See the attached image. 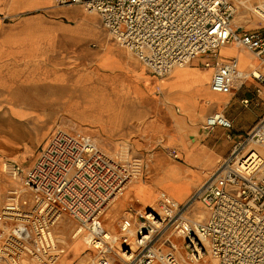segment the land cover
I'll return each instance as SVG.
<instances>
[{
  "label": "built area",
  "instance_id": "built-area-1",
  "mask_svg": "<svg viewBox=\"0 0 264 264\" xmlns=\"http://www.w3.org/2000/svg\"><path fill=\"white\" fill-rule=\"evenodd\" d=\"M242 1L264 9V0H58L80 3L100 14L108 30L158 76L207 56L214 66L211 88L230 93L257 80L246 106L264 103V75L242 72L237 56L219 61L223 44L244 45L264 61V27L234 24ZM220 126L232 139L228 155L191 197L175 199L161 190L158 204L124 217L121 234L113 236L103 215L123 195L127 184L142 175L145 159L124 148L112 154L89 132L65 124L55 126L19 179L22 189L0 204V264H55L65 249L54 227L68 214L82 236L98 250L94 264H112L117 254L128 264H187L212 252L219 264H264V114L243 137L232 119L216 110L203 127ZM173 157L183 159L176 148ZM21 171L20 167H17ZM201 219L188 213L197 199ZM135 213V214H134ZM182 237L188 253L173 235ZM166 244L169 250H162ZM131 255L130 258L128 256Z\"/></svg>",
  "mask_w": 264,
  "mask_h": 264
},
{
  "label": "crops",
  "instance_id": "crops-1",
  "mask_svg": "<svg viewBox=\"0 0 264 264\" xmlns=\"http://www.w3.org/2000/svg\"><path fill=\"white\" fill-rule=\"evenodd\" d=\"M75 4H61L58 0H0V112L18 117L25 124V156L35 153L58 122L82 123L92 130L90 134L98 142L103 139L107 143L108 138L118 139L145 129L158 130L165 126V118L172 117L174 109L189 124L185 135L191 140L189 144L194 143L192 153L186 158L183 151L184 158L178 160L191 168L209 170L218 158L230 153L232 139L225 129H201L202 118L221 110L232 119L234 134L241 135L250 131L264 114V103L246 106L241 101L244 95L254 94V78L232 94H217L211 89L213 67L200 61L207 56L193 59L190 66L168 76L174 89H170L169 83L164 89L165 77L154 74L140 58L126 55L123 48L116 51L114 45L108 46V28L102 16L86 14L74 18L72 13L78 12ZM84 22L95 29L99 41L91 40L81 30L80 23ZM91 69L98 70L103 79L117 81L112 88L117 97L110 101L114 105H108L116 114L123 111L129 118L122 129L116 123L113 130L118 135L79 116L75 101L82 87L75 77H82ZM181 94L186 96L192 112L181 109ZM167 127L168 134L180 133L174 124ZM176 168L179 175H190L187 168ZM165 184L173 190L180 188L181 201L189 199L198 188V182L195 186H179L174 180ZM128 193L137 195L131 189Z\"/></svg>",
  "mask_w": 264,
  "mask_h": 264
},
{
  "label": "bare ground",
  "instance_id": "bare-ground-1",
  "mask_svg": "<svg viewBox=\"0 0 264 264\" xmlns=\"http://www.w3.org/2000/svg\"><path fill=\"white\" fill-rule=\"evenodd\" d=\"M242 3L244 9H239V10L237 9L236 10L237 14L234 18L237 26L244 25L245 21L249 17V9L255 11V13L259 17L264 18V9L261 8L263 6L259 8L258 6H255L250 2L242 1ZM74 6L78 12H73L72 16L76 19H78L79 17L81 18V16H86V14H91V16H97L101 18V15H99L96 12H91L87 10L85 6L80 3H77ZM80 25H81V30L84 33H86V35L91 40L99 41L98 38L96 37L95 29L92 26H89V24L85 22L80 23ZM105 31L108 36V43H109L108 46L114 45V49L116 51L119 50L120 48H123L125 50L126 55H132V56L134 55L136 59H139V57H137L136 54L131 53L132 51L125 49L124 46L116 39V37L113 34H111V32L108 29H105ZM219 53H220L219 54L220 62L226 61L227 59H229V56H237L239 60V66L242 72H255L256 74H262V72L257 67L256 61L257 60L260 62H264V61L259 59V57L253 51H251L249 48H247L244 45L223 44L221 45ZM201 57L202 56L199 55L195 58L199 59ZM200 61L203 62L204 65H206L205 62L208 61V59L203 58ZM189 63L185 65L177 66L180 67L178 70L190 66ZM212 67L214 71V66ZM176 68L173 70V72L170 75L177 73L175 72ZM213 71H212V75H213ZM168 76H159V77H165L163 79L162 87L166 89L168 87L167 84L169 83L170 89L173 90L174 85L170 82ZM75 79L76 82H79L80 86L82 87L75 101V106L80 110L79 113L80 118L82 120L90 121L92 123H99L106 131L118 135L119 133L114 132L113 130L116 123H117V127L122 129L123 126L128 124L127 121L129 118H126L127 114L124 113L123 111H120L119 113L116 114L115 109L111 108L108 105V104H113L110 101L111 100L115 101V98L117 97L116 92H112V88L116 86V82H117L116 79L114 78L103 79L99 75V71L95 69L86 71L82 77L76 76ZM248 82L249 81L245 83L244 87L247 85ZM210 87H211V81H210ZM88 89H90L89 91L90 98L88 97ZM218 93H223V92H218ZM232 93H235V91L226 94H232ZM181 95L184 98V103L182 104L181 109L186 112H192V110L189 108V104L187 103L186 96L184 94ZM2 107L3 106L0 105V108ZM21 120L22 119L18 117L9 116L7 113H4L3 111L0 112V152H1L0 204H2L7 197L10 198L11 191L17 190L19 188V185L21 184L19 179L22 177L21 175L22 168L19 163L23 161V159L25 158V154L28 151V145L26 144V139H25L26 134L24 131H22L23 129H25L26 126L24 123H22ZM165 122L167 124L170 122L173 123L180 132L178 135H173L170 137V142H171L170 144H172L175 148L180 149L182 152L184 151L186 153V158H187L194 150V144H189V142H187L185 135V130L189 127V124L186 122L185 118L179 115L177 111L174 109L172 112V117L170 119L165 118ZM258 148L261 152L264 153L263 147L259 146ZM126 150L131 155L138 156L142 161L146 158L144 154L138 155V153H136V150L134 148L132 149L131 147H129ZM149 159H151V169H153L154 171V173H152V176L148 180L142 178L141 175L134 177L127 184V187L123 192V195L128 194L130 197L136 198L138 203L144 206L143 207L144 209L145 207H155V205L158 203L161 189H165L175 199L179 201L182 200V197L180 196L181 194L179 192L180 188H177V190H173L172 188H170L165 184L171 180H174L176 183L179 184V186L182 185L195 186L198 182L197 187H199V185L203 183V179L201 180V178L203 177L202 174L205 173L206 169L201 168L199 166H194L192 168L188 167L186 166V164L181 163L175 157H172L164 148H159L155 152L151 153ZM177 166H182L184 168H187V170L190 171V175L189 176L179 175V172L177 171L176 168ZM17 167H20L21 171H19ZM8 173L10 176H8ZM200 180L201 183L199 182ZM130 189L132 191H135L137 195L129 194L128 191ZM120 197L117 199V202L113 204L114 206L112 205L109 208V212L107 211V215L111 217L109 222V226H110L109 233L113 236H117L116 234L112 233V231L117 226L116 224L117 213H119V209L123 204L122 201H124V199L122 200V198L120 199ZM188 213L189 215L197 219H201L204 216V205L199 200V198H197L191 204V206L188 209ZM64 216L65 215L60 217L59 222L55 225L54 233H55V238H57L56 240L67 243L68 242L67 231L61 228L62 222L64 220L63 219ZM177 246L179 249L183 248V241L180 243L177 241ZM64 249L65 251L62 256L64 258L63 259L64 262L62 264H65L67 261L66 251H68V249L66 248ZM130 257L131 255L128 256V258ZM187 263L188 264H219V261L217 260V258L215 257L213 258V256H211V253H208V255L203 254L197 260L188 261ZM77 264H83V260H81Z\"/></svg>",
  "mask_w": 264,
  "mask_h": 264
},
{
  "label": "rangeland",
  "instance_id": "rangeland-1",
  "mask_svg": "<svg viewBox=\"0 0 264 264\" xmlns=\"http://www.w3.org/2000/svg\"><path fill=\"white\" fill-rule=\"evenodd\" d=\"M239 9H244V6L242 4L239 5L238 10ZM236 14H237V11L234 15V18L236 16ZM233 22L235 25H237L235 22V19L233 20ZM243 26H246V27H264V18L259 17L255 13V11H253L252 9H249V17L245 21ZM256 64H257L258 69L262 72V74H264V62H260L257 60ZM179 68L180 67H177L175 72H177ZM252 80H254V79H252ZM249 84H250V82L247 83V85H249ZM217 94H224V93H217ZM204 120H205V116L202 118V121H204ZM170 123H168V126H170V128H171L173 123H171V124ZM59 124H64V123H62V122L56 123L51 128V130ZM68 126L77 127L79 129L87 131L91 134L93 133L90 128L85 127V125H83L82 123L79 124V123L71 122L68 124ZM168 128L169 127H167V123H166L165 126L162 125L158 130H157V128L155 130L145 129V130H142L141 132H138V133H130V134L123 135L121 138H118V139L108 138L109 142H107V143H105L103 139H101L102 141L99 139L100 140L99 143L103 147H105L108 151H110L112 154L116 153L117 151H120L122 148H124L126 150L129 147H131L132 149L134 148L136 150V153H138V155L144 154L146 156V158H145L146 163H145L144 172L141 175V177L148 180L152 176V173H154L153 169H151V159H149V157L151 156V153L155 152L159 148H164L173 157V150L175 149V147L172 144H170L171 143L170 137L173 136L174 133L168 134L169 133L167 131ZM203 128L204 127H203V123H202L201 129H203ZM214 129L220 130V131L224 130V128H222L220 126H217ZM243 136H244V134L238 135V137H243ZM186 139H187V142L191 141L190 138L188 137V134H186ZM44 140H43V142H44ZM41 144H40V146H41ZM192 144H194V143L192 142ZM40 146L38 147V149L36 151H34L35 153H32L31 155H26L25 158L23 159V161H21L19 163L21 168H22L21 175H24V173L26 172V170H27L28 166L30 165L32 159L36 156ZM176 150L181 151L180 149H177V148H176ZM183 158H184V154H183ZM223 158L224 157L218 158V160L214 163V166L211 169L206 170L205 173L202 174L203 177L201 178V180L203 179V181H204L205 180L204 178L208 177V175L217 167V165L223 160ZM8 176H10L9 173H8ZM201 180L199 181L200 183H201ZM21 187H22V184L19 185L18 189H22ZM161 190H165V189H161ZM121 198H122V200L124 199V201H122L123 204L121 205V208L119 209V213H117V218H116L117 226L112 231V233H114L116 235L121 234L122 220L124 219V217H128L129 215H131L132 210L134 212L138 211V210L144 211L145 209L148 208V207H145V209H144L143 208L144 206H142V204L138 203L136 198H132L128 194L122 195L120 197V199ZM115 202H117V201H115ZM157 204L155 206H157ZM109 208L107 209L108 212H109ZM107 211L103 215V221H104L105 227L109 231V227H110L109 222H110L111 217H109L107 215ZM63 219L64 220L62 222L61 228H63L64 230L67 231L68 242L64 243V242H60L59 240H57V241L63 248L68 249V251H66L67 261L65 264H77L81 260H83V264H94L97 256L99 255L98 250L96 248H94V246H92L90 243H87L83 239L82 236H79V237L73 236V231L78 227V221L74 217H72L68 214H65ZM54 232H55V229H54ZM172 238L175 239V241H178L179 243L183 241L182 237H180L177 234L173 235ZM162 250L163 251L169 250V247H167V245L164 244L162 246ZM182 251L184 253H188V248H186L184 241H183ZM208 253H211V256H213V258L214 257L217 258L212 252H207L204 255H208ZM62 256L57 261V263H55V264H59L64 259ZM111 260H112V264H128L126 260L122 259L121 257H119L115 253L112 254ZM217 260H218V258H217Z\"/></svg>",
  "mask_w": 264,
  "mask_h": 264
}]
</instances>
